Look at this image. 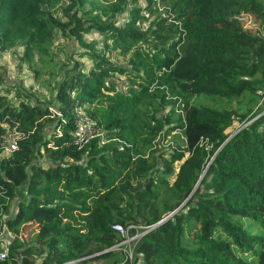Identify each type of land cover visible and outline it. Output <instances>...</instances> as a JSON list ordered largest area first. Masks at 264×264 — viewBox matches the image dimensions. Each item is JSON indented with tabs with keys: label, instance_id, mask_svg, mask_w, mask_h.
Returning a JSON list of instances; mask_svg holds the SVG:
<instances>
[{
	"label": "trees",
	"instance_id": "trees-1",
	"mask_svg": "<svg viewBox=\"0 0 264 264\" xmlns=\"http://www.w3.org/2000/svg\"><path fill=\"white\" fill-rule=\"evenodd\" d=\"M64 1L0 0V53L23 43L32 61L48 55L58 33L83 29L129 55L128 65L92 46V66L75 61L64 70L55 108L0 88V264L106 260L123 239L118 227L130 225L144 227L132 264H264V234L251 232H264V109L255 111L264 97V0H147L153 12L165 10L149 33L136 14L123 25L100 15L89 26L69 24L63 15L79 23L89 0L62 9ZM114 73L130 75L126 91ZM79 109L99 133L84 145L73 136ZM237 119L248 124L230 138ZM8 128L22 136L3 155ZM175 131L183 139L158 155L155 141ZM33 225L47 250L21 245L19 234Z\"/></svg>",
	"mask_w": 264,
	"mask_h": 264
},
{
	"label": "rangeland",
	"instance_id": "rangeland-1",
	"mask_svg": "<svg viewBox=\"0 0 264 264\" xmlns=\"http://www.w3.org/2000/svg\"><path fill=\"white\" fill-rule=\"evenodd\" d=\"M91 1H95L99 4L100 9H92ZM69 4L68 0L64 1L62 9ZM157 7V6H156ZM155 6L150 8V4L147 0H140L139 2H134L129 0L126 4L120 2V0H89V3L85 5L86 12L79 13L80 22H72L68 17L63 15V19L69 24H86L89 26L90 19L95 18L97 15H100L104 20L109 18H114L115 22H118V25H123L124 22L129 20L132 15L136 14L140 18L138 19L139 29L142 32L149 33L157 16L165 15L164 7L158 6V11H152ZM104 9V10H103ZM135 10H138L137 12ZM62 13V10H61ZM72 15H76V12H73ZM112 15V17H111ZM155 19V20H154ZM239 20L242 21V24L246 29L251 30L253 33L262 32V27L260 24L255 23L254 20L248 18L240 17ZM146 43H155V40L151 37H146L144 40ZM89 45V46H88ZM94 46L95 50H101L108 54L111 62L127 66V61L129 55L122 56L120 54L121 49H114L111 41L106 44L105 37L99 32L81 29H72L66 32V36L63 33H58L55 40L49 44V53L48 55H43L42 53H35L34 59L32 61H26L24 59L25 47L23 43H18L9 50L0 53V88L12 87L13 92L10 97L18 101L19 99L16 96L15 91L20 90L23 94V98H29L34 103H40L44 106H56L55 94L57 90V83L63 77L64 70L66 67L73 65L75 61H79L85 65V67H90L93 64L90 56L87 55L88 50ZM47 62V63H46ZM3 76H2V75ZM116 82V88L119 90L126 91L127 86L132 82L130 75H122L114 73L112 77ZM139 83H136L138 85ZM25 94V95H24ZM198 101V100H197ZM200 102L211 103L210 101L204 100L203 98L199 99ZM235 107H240L238 102H235ZM55 108V107H54ZM259 108L264 109V97L259 103V106L256 107L255 111ZM172 109L171 105L166 106L163 110V114H167ZM240 109V108H239ZM242 110V109H241ZM177 112H180L176 109ZM241 114V113H240ZM167 116L162 117V122L167 120ZM172 123H165L164 129L161 130V134L168 129L169 125ZM248 124V123H247ZM246 123H240L237 119L231 127L226 129V134L230 135V138L238 133ZM168 141L162 142L161 138L157 139L155 142L154 149L159 150L158 155L163 152H169L172 148L171 141H179L183 139V133L180 131L170 132L168 134ZM162 136V135H161ZM91 138V140H93ZM178 139V140H177ZM106 142H101V145H105ZM148 150L145 152L147 153ZM3 155H7L2 153ZM148 156V154L146 155ZM153 175V174H150ZM21 199L16 198L12 202L11 215H13L18 207V204ZM242 224H248L247 220L239 219ZM144 227L139 225H130L126 230L125 236L121 232V237L123 238L121 242L115 245L117 249L113 257L106 260H95L94 256H89L90 259L88 262L82 261L83 258H79L68 264H113L115 261H118L119 264H132L135 258V246L138 240L143 236L144 232L142 230ZM254 228L252 233L264 234L263 230ZM6 241H11L13 239L12 233L7 230L2 236ZM37 239V227L29 226L22 229V232L19 234V240L21 245L27 246L32 244H41L46 250V242L39 243ZM128 240L125 242V240ZM8 246L5 244V248ZM113 248V247H112ZM87 257V256H86ZM85 258V257H84ZM82 261V262H81Z\"/></svg>",
	"mask_w": 264,
	"mask_h": 264
},
{
	"label": "built area",
	"instance_id": "built-area-1",
	"mask_svg": "<svg viewBox=\"0 0 264 264\" xmlns=\"http://www.w3.org/2000/svg\"><path fill=\"white\" fill-rule=\"evenodd\" d=\"M99 133H97L96 129V122L93 120L92 117H90L84 110L79 109L77 112V119H76V128L73 133V136L77 139L78 142H82V145L88 143L91 138L94 136H98ZM22 133L14 128V129H7V133L5 136V142L2 146L3 153L10 155L14 153L16 150H18L19 147V139L21 138ZM105 142V141H102ZM118 229L122 232L121 229H123V235L125 236L126 230L119 226ZM128 240L126 239L125 242ZM115 249V246L113 247ZM111 248V249H113ZM5 256V252L1 254V257Z\"/></svg>",
	"mask_w": 264,
	"mask_h": 264
},
{
	"label": "water",
	"instance_id": "water-1",
	"mask_svg": "<svg viewBox=\"0 0 264 264\" xmlns=\"http://www.w3.org/2000/svg\"><path fill=\"white\" fill-rule=\"evenodd\" d=\"M174 213H175V212H173L169 217H171ZM169 217H168V218H169ZM166 219H167V218H166ZM166 219H165V220H166ZM165 220H163V221H165ZM163 221H161L160 223H162ZM160 223H159V224H160ZM154 227H155V226H154ZM106 251H108V250H106Z\"/></svg>",
	"mask_w": 264,
	"mask_h": 264
}]
</instances>
